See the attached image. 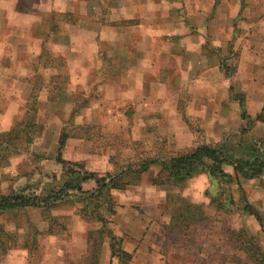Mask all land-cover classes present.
I'll return each instance as SVG.
<instances>
[{
  "label": "crops",
  "instance_id": "obj_1",
  "mask_svg": "<svg viewBox=\"0 0 264 264\" xmlns=\"http://www.w3.org/2000/svg\"><path fill=\"white\" fill-rule=\"evenodd\" d=\"M51 1L46 14L58 12L62 17L54 32L44 34L38 31V10L20 8L16 0H0V98L5 100L6 116L20 117L32 94L37 95L35 121L41 129L30 153H40L50 163L59 154L68 118L78 117L81 127L99 125L104 111L112 126L135 129L128 132L132 141L147 140L145 135L154 132L166 142L167 151L176 152L199 143L191 120L205 123L209 129L204 143L215 144L242 126L239 107L254 115L264 104V0ZM44 48L50 67L43 65ZM231 57L233 65L227 63ZM101 60L115 69L106 70L96 85L99 97L89 100L93 84L86 79L98 75ZM235 93L244 97L241 104L232 103ZM232 110L237 114L234 120ZM87 140L67 137L61 157L83 163L90 155ZM100 155L104 159L107 153ZM87 164L83 165L88 171L110 173ZM159 169L153 164L125 189L113 192L118 208L127 205L132 212L124 216L118 210L127 233L122 247L132 254L130 264H162L156 248L146 243L142 218L131 211L134 204L165 198L164 192H153L152 179ZM205 179L206 174H198L174 191L195 203H208ZM84 184L88 189L95 186L92 180ZM262 189L256 185L252 192L259 196ZM114 263L106 241L100 264Z\"/></svg>",
  "mask_w": 264,
  "mask_h": 264
},
{
  "label": "rangeland",
  "instance_id": "obj_2",
  "mask_svg": "<svg viewBox=\"0 0 264 264\" xmlns=\"http://www.w3.org/2000/svg\"><path fill=\"white\" fill-rule=\"evenodd\" d=\"M10 1L15 2V0ZM16 2H18L20 8L30 6L31 9L35 8L39 11L40 17L42 18V22L40 26H38L39 32L45 34L49 25L55 23V21L49 17V14H46V11L52 7L51 0H16ZM45 47L48 48L47 45H45ZM236 50L237 49L233 48V52H236ZM103 60L105 61L104 58ZM227 61L230 65L235 64V62H233V57ZM108 69L114 70L115 65L111 62L105 63L101 60L99 63L98 75L94 78L86 79L94 85L89 87L87 97L89 100L99 97L96 85L103 80L106 70L108 71ZM38 83L41 85L42 81L40 80ZM48 86L51 87L52 82H50ZM230 99H232L233 104L238 105V99L233 97ZM238 110H240L239 114L241 115L242 109L239 107ZM6 113H8V111L6 112L5 100L0 98L1 134L9 130L19 118L16 115L15 117H8ZM230 113H232V115H230L232 118L231 120L237 118V114L234 110L230 111ZM246 114L248 118L243 121L242 126L237 129L235 128L231 133L225 134L219 142L226 139L229 143L236 145L238 139H243L245 141L264 139V104L254 115H249L248 111ZM257 115H261L262 119L255 120ZM249 120H253L251 129L242 135L241 130ZM98 122L99 125L96 123H89L90 125H88V127H81V122L78 117L68 118L65 120L63 127V131L67 132L69 137H84L88 139L87 148L90 149V155L88 159L81 160V162H83L82 164L88 163V168L92 170H105L108 168L110 174H113L127 163L134 164L139 158L150 157L156 153H163L170 149L167 147L166 142L161 140L162 137L155 136L154 132L145 135L147 140L132 141L128 135L132 127L127 129V126H121L120 128H118V126H112L108 121V117L106 118V115H104V111H101L100 120H98ZM149 122L151 121L149 120ZM191 123L192 129H197L195 133L196 141L199 143L204 142L205 138L208 137V133L206 132L209 128L205 123L202 124L201 121L197 119L191 120ZM258 123L261 125L259 129L255 127ZM134 130L135 129L132 128V131ZM101 152L107 153L108 157L106 156L102 159L100 155ZM82 153L85 154L84 147ZM38 154L40 153H13L10 156L9 162L5 166L0 167V190H17L26 187L27 192L35 191L44 195L52 188L62 184L63 179L61 180L62 175L59 171L60 166H57L56 163L48 162V160H46L47 158L41 157ZM53 176L56 178L52 179ZM241 183L248 192L251 202L264 213V189H262L263 192L260 193L259 196L252 192V189L256 185L264 188V184H259L255 179L250 181L242 180ZM204 184L207 188L208 180L205 179ZM82 188L88 189V185L84 184ZM114 191L117 190L114 189L111 191L113 199H115L113 196ZM160 191L164 192L158 188L153 192L159 194L161 193ZM81 205V200H78L76 193L72 192L70 198H68L66 202L61 203L50 211V214L58 217L59 221L66 224V229L59 230V233L56 235H46L44 233L49 220L46 218V214L39 210L27 209L25 212L2 213L0 215V221L4 223L8 230L18 233V243H21L22 238L26 237V235H28L26 238L29 240L33 238L32 227L38 228L42 233L36 235L38 240L36 255L28 254L26 249L18 245L10 249L0 258V264H35L37 261L38 264H78L87 249L86 239L88 232H91L89 236L91 240L94 241L96 237L92 233L95 232L96 229H99L100 226V222L96 219L89 222L81 218L79 214ZM116 207L117 212L113 215L108 214L105 210L102 211V213L105 218L109 220L107 227L112 229L114 235L123 239V236H126L127 233L125 227L120 223L123 217H118V210H120L121 215L124 216H130L132 212H128L130 208L127 207V205L124 207L121 206L120 208L116 205ZM132 207L133 209L131 211L140 216L143 224L146 226V243H151V248H156L158 253L157 256H160L162 264H249L245 255L235 248L236 244L227 238L226 233L228 229L237 230L245 228L250 234L256 236L260 246L264 249V229H260L252 216L244 215L241 212L226 214L210 209V207H204L209 219L196 229L188 230L185 236L172 227L170 223V207L167 205V200H165V198L157 203L156 200L147 201L134 204ZM126 212L128 213L124 214ZM187 237L190 238L189 241L186 240ZM106 241H108L107 237L104 238V243ZM114 264H119V262L116 260ZM127 264H130V261Z\"/></svg>",
  "mask_w": 264,
  "mask_h": 264
},
{
  "label": "trees",
  "instance_id": "obj_3",
  "mask_svg": "<svg viewBox=\"0 0 264 264\" xmlns=\"http://www.w3.org/2000/svg\"><path fill=\"white\" fill-rule=\"evenodd\" d=\"M49 17L56 22L62 17V14L52 12ZM54 24L49 25L47 33L55 31L56 25ZM49 59V53L44 48V66L50 67ZM226 67H224L225 72L229 74L231 68L227 65ZM52 89L50 95L53 96L55 95V86ZM36 97L37 95L32 94L24 115L20 116L9 130L0 133V167L9 162L13 153L31 152V146L41 129L35 121ZM233 97L238 99L240 104L244 100L242 94L235 93ZM241 117L242 119L248 118L243 109ZM261 119V115H257L255 118V120ZM252 124L253 120H249L242 128L241 134L247 133ZM67 137H69L67 132L62 131L59 139V154L54 162L60 166L62 184L52 188L44 195L35 191L27 192L26 187L17 190H0V215L2 213L25 212L27 209L39 210L45 213L49 220L44 233L56 235L59 230L66 229V224L50 214V211L66 202L72 192H75L78 200L82 202L79 208L81 218L89 222L93 219L100 222L99 229L92 233L96 237L94 241L89 236L91 232H88L87 249L78 264H100L101 247L106 237L112 258H115L119 264H127L131 261L132 254L123 249V239L114 235L112 229L107 227L109 220L105 218L102 211L115 214L116 204L111 191L125 189L127 185L136 181L140 173L145 172L153 164H157L160 169L153 177L152 184L164 191L165 200L170 207V210L168 209L170 223L183 235L186 236L188 230H194L206 223L209 216L204 207H213L215 211L226 214L241 212L244 215L252 216L260 229H264V213L250 201L248 192L241 183L242 180L255 179L259 184H264L262 179L264 174V139L246 141L238 139L236 145L229 143L226 139L215 144L201 142L189 151L171 152L166 150L150 157L139 158L134 164L127 163L119 168L118 174L101 175L94 171H88L80 162H71L61 157L60 151ZM202 173L206 174L208 180V186L204 192L208 203H195L182 196L179 191H174L175 188L181 189L189 178ZM55 178V176L52 177V179ZM87 180H92L95 186L91 189L82 188V182ZM31 230L33 238L29 240L26 235L22 238L21 243H18V233L8 230L0 221V258L18 245L26 249L28 254L36 255L38 249L36 235L41 234L42 231L36 227H32ZM226 235L236 244L235 248L245 255L249 264H264V249L260 246L255 235L250 234L245 228L228 229ZM189 239V237L186 238L188 241ZM35 264H38V261Z\"/></svg>",
  "mask_w": 264,
  "mask_h": 264
}]
</instances>
